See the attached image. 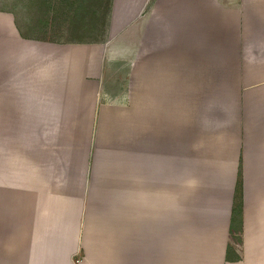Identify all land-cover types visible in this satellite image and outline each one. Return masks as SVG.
I'll list each match as a JSON object with an SVG mask.
<instances>
[{
    "label": "crops",
    "instance_id": "crops-1",
    "mask_svg": "<svg viewBox=\"0 0 264 264\" xmlns=\"http://www.w3.org/2000/svg\"><path fill=\"white\" fill-rule=\"evenodd\" d=\"M0 264H264V0L0 8Z\"/></svg>",
    "mask_w": 264,
    "mask_h": 264
},
{
    "label": "rangeland",
    "instance_id": "rangeland-1",
    "mask_svg": "<svg viewBox=\"0 0 264 264\" xmlns=\"http://www.w3.org/2000/svg\"><path fill=\"white\" fill-rule=\"evenodd\" d=\"M111 0H0L18 22L43 26L47 38L98 42L105 39ZM46 27V28H45ZM70 136L72 130L63 129Z\"/></svg>",
    "mask_w": 264,
    "mask_h": 264
},
{
    "label": "trees",
    "instance_id": "trees-1",
    "mask_svg": "<svg viewBox=\"0 0 264 264\" xmlns=\"http://www.w3.org/2000/svg\"><path fill=\"white\" fill-rule=\"evenodd\" d=\"M109 8H110V3H109ZM238 188H239V182L236 183L234 202L232 206L231 225H230V231L231 230L233 231L234 229L235 232H238V226H239L238 212L240 209V195L238 193ZM235 237L236 239H238V235H236Z\"/></svg>",
    "mask_w": 264,
    "mask_h": 264
}]
</instances>
